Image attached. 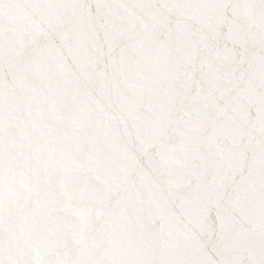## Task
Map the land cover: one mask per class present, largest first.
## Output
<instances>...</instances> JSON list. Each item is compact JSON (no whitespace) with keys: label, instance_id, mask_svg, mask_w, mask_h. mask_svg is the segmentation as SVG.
I'll use <instances>...</instances> for the list:
<instances>
[{"label":"snow or ice","instance_id":"snow-or-ice-1","mask_svg":"<svg viewBox=\"0 0 264 264\" xmlns=\"http://www.w3.org/2000/svg\"><path fill=\"white\" fill-rule=\"evenodd\" d=\"M0 264H264V0H0Z\"/></svg>","mask_w":264,"mask_h":264}]
</instances>
